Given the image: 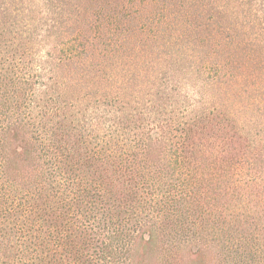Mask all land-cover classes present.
Instances as JSON below:
<instances>
[{
    "label": "trees",
    "instance_id": "1",
    "mask_svg": "<svg viewBox=\"0 0 264 264\" xmlns=\"http://www.w3.org/2000/svg\"><path fill=\"white\" fill-rule=\"evenodd\" d=\"M137 246L264 264V0H0V264Z\"/></svg>",
    "mask_w": 264,
    "mask_h": 264
},
{
    "label": "rangeland",
    "instance_id": "2",
    "mask_svg": "<svg viewBox=\"0 0 264 264\" xmlns=\"http://www.w3.org/2000/svg\"><path fill=\"white\" fill-rule=\"evenodd\" d=\"M157 258H158L157 253H155L154 256H151V258L146 261V264H156ZM207 260H208V263L210 264V261L212 260V254H209L207 256ZM139 262H141V247L140 246L137 248V253L134 256V264H139Z\"/></svg>",
    "mask_w": 264,
    "mask_h": 264
}]
</instances>
